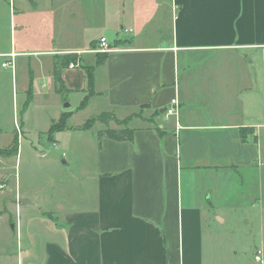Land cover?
I'll use <instances>...</instances> for the list:
<instances>
[{
    "label": "crops",
    "instance_id": "obj_1",
    "mask_svg": "<svg viewBox=\"0 0 264 264\" xmlns=\"http://www.w3.org/2000/svg\"><path fill=\"white\" fill-rule=\"evenodd\" d=\"M3 26L10 45L0 56L14 53L25 132L29 102L60 87L86 97L76 112L92 106L94 118L121 121L96 132L127 127L133 136L85 138L83 123H68L71 107L39 130L67 111L61 130L90 160L50 196L11 180L0 194V264L243 263L224 253L228 232L215 221L226 216L201 177L255 164L247 109L263 101L264 0H0ZM102 37L111 50L98 51ZM64 55L77 63L60 68ZM173 97L177 113L166 115ZM258 243L264 250V235Z\"/></svg>",
    "mask_w": 264,
    "mask_h": 264
},
{
    "label": "rangeland",
    "instance_id": "obj_2",
    "mask_svg": "<svg viewBox=\"0 0 264 264\" xmlns=\"http://www.w3.org/2000/svg\"><path fill=\"white\" fill-rule=\"evenodd\" d=\"M3 19L5 22L8 16ZM8 29L3 26L0 30V49L10 45ZM5 58L0 56V194L6 192V187L12 179L19 181L24 190L34 195L46 197L56 194L59 179H70L78 172L83 157L89 161L90 155L79 149L81 143L75 140L73 134L65 130L53 132L61 124L59 119L52 121L48 129L41 132L39 130L44 129L52 118L62 112L65 104L75 111L81 98L79 94L66 95L62 91H52L45 97H35L29 102L24 113L25 132L20 120L23 108L17 103L16 92L19 94V89H13L10 68L1 67ZM260 102V110L247 109V113H250L247 116L256 123L254 131L259 146L250 151L247 157H254V163L257 165L246 166L247 168L236 172L218 171L212 178L207 174L201 177V183L205 185L203 188L208 187L212 191V204L220 205L222 213L226 216L223 223L215 221V226L228 232L223 240L224 253L228 258H238L242 264H261L255 256L260 246L258 237L264 235V91L263 101ZM94 110L92 106H88L75 111L68 123L80 125L87 120L92 127L84 131V136L93 137L95 140V130L101 123L97 121V117L94 118ZM14 134L18 144L17 155H12V148L9 147ZM54 137L58 142L52 144ZM85 143H88L87 140L83 142ZM74 145L78 149L74 147L73 151H69V146L72 148ZM84 147L86 149V146ZM88 151L90 150L87 149ZM63 152H66V155ZM63 160L69 162L68 165H65ZM198 180L200 181V178ZM185 182L187 180L183 179V190L186 189ZM2 185L4 187H1ZM5 242L7 251H11V234ZM260 250L264 264V250Z\"/></svg>",
    "mask_w": 264,
    "mask_h": 264
},
{
    "label": "trees",
    "instance_id": "obj_3",
    "mask_svg": "<svg viewBox=\"0 0 264 264\" xmlns=\"http://www.w3.org/2000/svg\"><path fill=\"white\" fill-rule=\"evenodd\" d=\"M104 57H105V54H103V56L97 60V63L98 64L102 63L104 60ZM71 63L74 65L77 63V60L75 59V57L73 55H64V56H61V58H60L59 66H60V68H65L67 66H70ZM54 76H55V80L57 82H60V76H59V73L57 72L56 69H55ZM92 83H93L92 82V75H91L89 69H87V89H88L89 93L92 92ZM57 91H61V88L59 87L57 89ZM85 104H86V97L83 98L80 105L78 106V109L83 108L85 106ZM67 117H68V112L66 111L61 115V117L59 119L60 123H61L60 126L58 128H55L53 130V132L65 128V121H66ZM96 119L100 123H104V124H107L109 120L118 121L110 113H102V114L98 115ZM118 122L121 123V121H118ZM89 127H90V124L86 120L82 125V129H88ZM96 136L98 139H100L102 137H108V138H112L114 140H130V139H132V136H133V129L127 128V127L119 128V129H112V128L106 127L105 129L98 130L96 133ZM9 147L12 148V155H17L18 144L16 141V134H14V136L12 137V140L9 144Z\"/></svg>",
    "mask_w": 264,
    "mask_h": 264
},
{
    "label": "built area",
    "instance_id": "obj_4",
    "mask_svg": "<svg viewBox=\"0 0 264 264\" xmlns=\"http://www.w3.org/2000/svg\"><path fill=\"white\" fill-rule=\"evenodd\" d=\"M109 50L111 49H109L108 45L106 44L105 38L103 37L100 38V48L98 49V51L106 52ZM2 56L6 58L4 61L1 62V67L10 68L11 72H14V69H15L14 53L10 52L7 55H2ZM70 66H73V64L71 63ZM178 105H179L178 99L176 97H173L170 100L169 105L165 109V114L166 115L176 114ZM1 187H4V185H2ZM255 259L259 261L261 264H263V258L261 256V251H257Z\"/></svg>",
    "mask_w": 264,
    "mask_h": 264
},
{
    "label": "water",
    "instance_id": "obj_5",
    "mask_svg": "<svg viewBox=\"0 0 264 264\" xmlns=\"http://www.w3.org/2000/svg\"><path fill=\"white\" fill-rule=\"evenodd\" d=\"M69 108H70V106H69L68 104H65V105H64V109H65V110H68Z\"/></svg>",
    "mask_w": 264,
    "mask_h": 264
}]
</instances>
